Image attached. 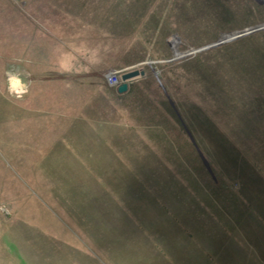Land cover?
<instances>
[{
  "label": "rangeland",
  "instance_id": "obj_1",
  "mask_svg": "<svg viewBox=\"0 0 264 264\" xmlns=\"http://www.w3.org/2000/svg\"><path fill=\"white\" fill-rule=\"evenodd\" d=\"M0 209V264H173L218 226L263 246L264 0H0Z\"/></svg>",
  "mask_w": 264,
  "mask_h": 264
},
{
  "label": "crops",
  "instance_id": "obj_2",
  "mask_svg": "<svg viewBox=\"0 0 264 264\" xmlns=\"http://www.w3.org/2000/svg\"><path fill=\"white\" fill-rule=\"evenodd\" d=\"M17 28L19 26L15 27L13 34L15 43L19 40ZM211 230L202 234L194 229L187 231L184 234L187 243L164 248L161 255H167L173 264H264V245L253 243L251 235H244L238 229L219 226ZM163 259L164 264H169L167 259Z\"/></svg>",
  "mask_w": 264,
  "mask_h": 264
},
{
  "label": "clouds",
  "instance_id": "obj_3",
  "mask_svg": "<svg viewBox=\"0 0 264 264\" xmlns=\"http://www.w3.org/2000/svg\"><path fill=\"white\" fill-rule=\"evenodd\" d=\"M7 79V91L9 95L17 99H22L30 91L29 83L25 80L23 73L17 71H7L5 73ZM5 209H0L4 211Z\"/></svg>",
  "mask_w": 264,
  "mask_h": 264
},
{
  "label": "water",
  "instance_id": "obj_4",
  "mask_svg": "<svg viewBox=\"0 0 264 264\" xmlns=\"http://www.w3.org/2000/svg\"><path fill=\"white\" fill-rule=\"evenodd\" d=\"M145 74V71L143 69H140V68H133V69H130V70H127V71H124L122 73V83L120 85L117 86V90L118 92L120 93H125L129 90V86H130V81L139 77V76H142ZM200 154L202 155L203 157V154L202 152H200ZM206 165L208 166V162L204 159Z\"/></svg>",
  "mask_w": 264,
  "mask_h": 264
},
{
  "label": "built area",
  "instance_id": "obj_5",
  "mask_svg": "<svg viewBox=\"0 0 264 264\" xmlns=\"http://www.w3.org/2000/svg\"><path fill=\"white\" fill-rule=\"evenodd\" d=\"M108 81L113 86H118L122 83V72L115 71L108 74Z\"/></svg>",
  "mask_w": 264,
  "mask_h": 264
}]
</instances>
